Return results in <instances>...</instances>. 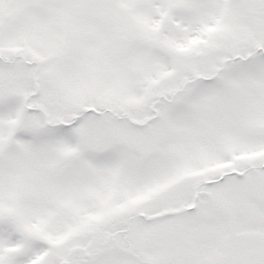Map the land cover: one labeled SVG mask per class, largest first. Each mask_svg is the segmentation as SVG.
<instances>
[{"label":"snow or ice","instance_id":"snow-or-ice-1","mask_svg":"<svg viewBox=\"0 0 264 264\" xmlns=\"http://www.w3.org/2000/svg\"><path fill=\"white\" fill-rule=\"evenodd\" d=\"M0 264H264V0H0Z\"/></svg>","mask_w":264,"mask_h":264}]
</instances>
